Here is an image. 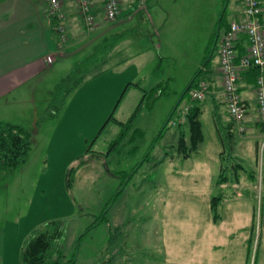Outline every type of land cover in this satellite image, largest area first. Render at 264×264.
<instances>
[{
  "label": "rangeland",
  "instance_id": "1",
  "mask_svg": "<svg viewBox=\"0 0 264 264\" xmlns=\"http://www.w3.org/2000/svg\"><path fill=\"white\" fill-rule=\"evenodd\" d=\"M123 2L130 16L137 17L128 34L131 46L122 51L128 56L146 53L135 55L136 74L131 69L119 75L126 69L115 67L88 78L68 95L58 115L51 116L61 95L55 87L77 61L76 55L67 56L0 98V122L33 132L26 163L0 178V231L9 223L17 238L30 228L34 232L60 221L63 234L54 249L64 255L62 264L72 258L74 264H196L194 235L208 227H196L199 219L209 215L216 220L211 231L224 228L222 207L210 210L211 215L206 207L217 196L218 179L236 182L234 195L244 189L254 229L245 264H264V236L260 238L258 228L263 142L259 140L256 161L255 148L247 144L237 163L224 129L225 123L234 128L236 124L231 119L214 124L208 105L200 117L203 141L188 157L176 149L181 130L188 142L187 128L181 127L185 121L177 125L180 128L169 124L164 129L175 101L203 63L222 0H147L142 7L138 0ZM240 3L229 0L227 23L237 18ZM118 15L114 20L104 17L112 24ZM216 50L211 71L217 73ZM125 53L120 57L125 59ZM136 83L145 91L161 83L166 94L151 110L141 107L135 115L131 129L141 134L129 140L130 131L122 144H114L120 131L117 122H126L141 98ZM111 236L113 247L108 243ZM9 237L6 233L7 242Z\"/></svg>",
  "mask_w": 264,
  "mask_h": 264
},
{
  "label": "crops",
  "instance_id": "2",
  "mask_svg": "<svg viewBox=\"0 0 264 264\" xmlns=\"http://www.w3.org/2000/svg\"><path fill=\"white\" fill-rule=\"evenodd\" d=\"M58 1L62 18L56 22L54 17L47 14L42 0H0V98L12 94L21 84L41 71L52 70L57 59L76 55L75 65H77L95 49L98 43L108 36H120L108 56V60L113 63L122 60L120 55L125 53L122 50L127 51L131 46L128 34L134 27L132 23L137 16H130L129 9L121 6L124 3L123 0H118L120 13L117 22L112 24L105 20L104 0H90L94 21L91 28L87 27L78 14L77 6L73 0ZM261 3L264 9L263 0ZM239 14L240 8L236 15L237 18ZM143 16L140 17L141 20L144 19ZM56 23H60L65 29L66 39L61 45H58V37L54 30ZM247 48V38L242 34L235 42L236 63L241 56L246 54ZM125 54L127 61L118 68L126 70L119 75H124L126 71L131 69L136 74L137 68L132 65L136 58L135 55H146L145 51L133 53V56ZM47 57H51L50 63L46 61ZM125 65L129 66L122 68ZM256 74V69H244L241 70L238 80L240 97L246 109L245 132L242 134L236 132L235 135L233 134L236 131L234 126L224 124L225 132L230 137L228 139L229 153L236 162L243 160L242 154H244V147L247 144L249 147L255 148L254 160L256 161L260 149L259 140L264 141V129L257 123L256 116L254 96ZM206 75H208L209 89L204 101L199 103L200 117L203 114L204 106L208 105L210 119L214 124L227 121L229 117L223 104L219 76L215 70L214 72H207ZM259 157L258 166L261 169L262 179L258 228L261 238L262 235L264 236V149L260 152ZM233 166L230 167V170L236 171L237 168ZM238 170L243 171L244 169L241 167ZM240 178H244V174ZM214 185L217 189V196L210 198L206 207L209 208L210 215L214 208L218 210L222 207L220 209L223 210L224 228L221 231H211L216 220L210 218L209 215L199 219L196 227L201 228L206 224L208 227L202 232L199 230L194 235V261L196 264H245L248 260L249 242L254 230L251 203H247V198H244V189L241 190L243 192L241 195H234L237 189L235 188L237 187L236 182L235 184L220 183L218 179H215ZM13 230L14 228L8 223L4 227V231H0V264H19L20 248L34 227L23 231V234L17 238H15ZM6 233L10 235L8 242ZM261 250V254H264V245Z\"/></svg>",
  "mask_w": 264,
  "mask_h": 264
},
{
  "label": "trees",
  "instance_id": "3",
  "mask_svg": "<svg viewBox=\"0 0 264 264\" xmlns=\"http://www.w3.org/2000/svg\"><path fill=\"white\" fill-rule=\"evenodd\" d=\"M228 3L229 0L227 4H225V0H222L221 8L223 9L225 7V10L223 13L220 14L219 17L221 18L220 20L221 33L219 35V39L217 43L214 45V42H216V37L218 34L216 30L217 27V23H216L206 47V53L203 58V63L201 64V67L196 72H194L193 76L188 82L187 86H189V88L185 92L180 102L177 104L175 110L173 109L174 106L171 109L168 116L169 119L167 118L168 121L167 123H165L164 129L168 127L170 120L174 115H176L179 107L183 103L189 100V92L196 87L197 83L200 80L207 79L208 75H206V73L211 71L213 65V59L215 57L214 54L212 53L213 52L212 50L216 46L218 47V43L222 34L228 29L229 26V23L225 21V14ZM118 39H120V36L106 37L104 40H102L100 43L96 45L95 49L90 54H88L84 59H82L77 65L74 66V68L70 71L66 79L65 78L62 79L61 82L56 85L55 90L61 93V95L58 96L60 98L59 99L60 102L57 104V106H55V108L52 106V111L50 112L51 116L54 115L56 117L58 115V112L63 107L64 102L68 97V95L71 92H73L76 88H78V86L82 84L86 79L94 77L96 75H100L105 70L113 69L115 67L117 68L122 63H125V61H127V59H122L119 62H115L114 64H111V61L108 60V56L111 50L115 47L116 43L118 42ZM105 65L107 66L106 69H102L103 67H105ZM247 69H252V70L256 69L257 70L256 78H257L259 73L257 67L251 66ZM256 78H255V82H256ZM207 82L209 89L208 79ZM134 86L140 88L138 83L134 84ZM254 89H255V84H254ZM140 91H141V98L132 115L124 123L117 122V124L120 127V131L114 141V144H119V145L122 144L123 143L122 141H124V139L128 135V132L130 131L133 132L131 133L129 140L132 138L134 139L135 135L141 134L139 130L131 129L133 126L135 115L141 109V107L151 110L154 103L161 96L166 94V91L163 89L161 83H156L154 86L150 87L147 91L140 88ZM237 91L240 94L238 82H237ZM54 99L55 97L53 96V100ZM199 103L201 102L192 101L188 103L185 123L181 126L187 128L189 134L187 139L188 141L187 144H186L184 131L181 130L178 134L176 149L179 152V153L177 152L178 154H182V157H188L191 153H194L197 149V146L203 141ZM49 106L47 107V111L49 110ZM176 127L180 128V126L177 125ZM261 128L264 129L263 127ZM32 133L33 132L31 129H27L21 125L0 122V178L1 179H4L6 174H8L9 172L19 170L26 163L32 147V140H33ZM161 133L159 136L162 135ZM133 172L134 171H132L131 173ZM125 185H123L116 192V194L121 193ZM108 207L109 206H106L103 212L101 213V217L99 218L100 221L102 220V217L108 210ZM213 208L214 205L212 203V209ZM96 225L97 223L92 224L89 228H87L83 232V234L88 229L93 228ZM62 234H63V227L60 221H52L49 224H47L46 227H44L43 229L41 230L37 229L34 232L32 231V233L29 234V236L26 238V240L24 241L23 245L20 248L19 264H62L64 255L59 251V249L57 250L54 249V242L60 239ZM83 234H81L79 238H81ZM79 238L77 239V242H79ZM113 238L110 239L109 237L108 239V243L112 247L114 246ZM74 263L75 260L73 258L67 261V264H74Z\"/></svg>",
  "mask_w": 264,
  "mask_h": 264
},
{
  "label": "built area",
  "instance_id": "4",
  "mask_svg": "<svg viewBox=\"0 0 264 264\" xmlns=\"http://www.w3.org/2000/svg\"><path fill=\"white\" fill-rule=\"evenodd\" d=\"M146 0H138L142 7ZM49 16L54 17L56 22L62 18L58 0H42ZM77 6L78 14L87 27L94 24L92 16V5L90 0H73ZM104 16L114 20L118 15L117 0H104ZM58 37V45L63 44L66 39L65 29L60 23L54 25ZM245 35L248 48L245 55L235 62V42L240 35ZM216 71L221 82L223 104L229 119L236 124L238 134L245 132L246 109L237 91V82L241 70L251 66L257 67L259 73L255 82L254 96L256 104L257 123L264 128V9L260 0H241L239 17L229 22L228 29L222 34L216 50ZM51 62V57L46 58ZM208 91L207 79L200 80L196 87L189 92V100L183 103L176 115L170 120L171 126L182 124L185 121L188 103L202 102ZM264 145V141H263Z\"/></svg>",
  "mask_w": 264,
  "mask_h": 264
},
{
  "label": "water",
  "instance_id": "5",
  "mask_svg": "<svg viewBox=\"0 0 264 264\" xmlns=\"http://www.w3.org/2000/svg\"><path fill=\"white\" fill-rule=\"evenodd\" d=\"M228 2V1H227ZM226 4V3H225ZM224 10H225V7L223 8V10H222V12L221 13H223L224 12ZM220 19L221 18H219L218 19V22H217V27H216V30L218 31V29H219V23H220ZM214 45H215V42H214ZM188 88H189V86H187L186 88H185V90L180 94V96L178 97V99H177V101H176V103H175V105H174V110H175V108L177 107V104L180 102V100L182 99V97L184 96V94H185V92L188 90ZM169 119V118H168ZM168 121V120H167ZM167 121H166V123H167Z\"/></svg>",
  "mask_w": 264,
  "mask_h": 264
},
{
  "label": "flooded vegetation",
  "instance_id": "6",
  "mask_svg": "<svg viewBox=\"0 0 264 264\" xmlns=\"http://www.w3.org/2000/svg\"><path fill=\"white\" fill-rule=\"evenodd\" d=\"M221 20V19H220ZM221 24L219 23V29H218V31H217V37H216V42H215V44L217 43V41H218V39H219V35H220V33H221V26H220Z\"/></svg>",
  "mask_w": 264,
  "mask_h": 264
}]
</instances>
